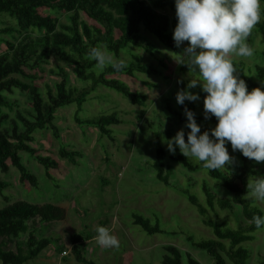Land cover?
Returning <instances> with one entry per match:
<instances>
[{
    "label": "trees",
    "instance_id": "obj_1",
    "mask_svg": "<svg viewBox=\"0 0 264 264\" xmlns=\"http://www.w3.org/2000/svg\"><path fill=\"white\" fill-rule=\"evenodd\" d=\"M264 8V0H262ZM48 10L45 12L44 10ZM169 9L171 13L165 12ZM175 0H0V23L2 15L13 20L12 24L0 26V44L6 49L0 52V108L12 107L13 103L6 93L19 89L28 93L31 109L27 115L17 111V118L12 119L11 127H4V120L9 117L6 112L0 113V194L8 199L5 189L11 182L2 177L8 173L11 165L20 175L22 183L38 186V177L28 169L23 162L21 152H27L45 169L56 168L59 160L50 154H43L39 148L32 145L36 140V131L49 129L56 138H60V130L55 122L58 108L75 103L74 118L79 124L96 127L100 137L108 135L111 138V125L123 122L117 111L101 113L92 117L83 118L80 113L84 103L98 86L114 89L128 98L131 103L144 105L147 100L145 93L132 89L120 77L126 75L139 78V73L156 74L165 80L172 78L170 66L163 56L156 54L155 43L142 32V28L155 37L174 53L182 50L177 47L173 39V31L177 23L175 15ZM58 13H65L68 22L62 21ZM82 14L85 18H82ZM5 23V22H4ZM255 35L260 37L262 47L256 48L259 57L264 56V14L259 23L253 28L247 38V43L253 41ZM187 44V41H185ZM93 46L103 47L113 54L117 60H123L125 67L116 70L111 66L97 72L94 69L95 61L88 59L86 53ZM140 48L158 59V63L147 62L144 56L134 48ZM123 51L129 55L123 59ZM58 59L73 66L72 71L76 78L83 82L78 86L69 81L67 69L58 64L50 71L58 76L53 83L40 80L44 78L45 65L50 58ZM240 78H243L251 91L255 87H264V65L254 64V68L244 59H233ZM179 70H187L186 64H180ZM189 70V69H188ZM181 88L186 87V81L178 80ZM199 92L197 101L185 100L184 105L172 106L169 102L166 107L179 122H186L184 108L193 110L199 122H210L211 125L201 127V132L211 129L217 123L212 116L204 117L203 101L205 92L200 86L191 89ZM144 109H140L138 118L142 119ZM185 139L187 140V132ZM168 137L175 136L171 128L167 129ZM79 150L67 148L60 144L59 157L78 164ZM232 155V152H229ZM233 156V155H232ZM167 151L156 136L155 158L151 166L156 178L164 185L171 184L170 178L174 171L172 163L166 160ZM240 162L234 160L231 166L222 170L206 169L208 174L229 191V196H217L210 182H203L201 190L205 203L189 188H178L187 199L196 206L202 216L204 225L210 227L212 236L195 240L186 234L192 245L202 248L213 258L214 264H245L250 256L247 246L255 238L253 234L258 228L252 222L254 215L264 216V212L247 200V184L264 174V167H256L249 158L240 152ZM173 160L181 163L190 170L204 168L203 162H193L179 151L177 146ZM236 204L240 205L241 217L235 226L212 216L210 210L218 213L216 208L234 212ZM239 209V208H238ZM66 208L53 202L35 203L26 199H17L0 206V260L2 264H21L36 259L39 254L51 243L53 237L38 235L37 222L60 221L66 216ZM134 224L139 225L147 233L164 232L159 223L151 221L149 217L139 213L133 214ZM26 237L23 239V235ZM88 238L92 234H86ZM86 237V238H87ZM85 237L81 232H74L70 236L71 247L75 259L84 264H96L84 252ZM162 256L163 264H203L192 253H183L175 244H165ZM66 250V249H61ZM258 264H264V255Z\"/></svg>",
    "mask_w": 264,
    "mask_h": 264
},
{
    "label": "rangeland",
    "instance_id": "obj_2",
    "mask_svg": "<svg viewBox=\"0 0 264 264\" xmlns=\"http://www.w3.org/2000/svg\"><path fill=\"white\" fill-rule=\"evenodd\" d=\"M44 11L48 12L46 9ZM164 11L171 13L169 9ZM58 15L62 21L68 22L65 13ZM1 18L3 21L0 26L13 23L7 15H2ZM82 18L86 19L84 14ZM142 32L155 43L157 56L165 58L170 66L172 78L165 80L160 75L148 73H139V78L118 76L132 89L146 94L147 100L144 105L131 103L114 89L98 86L84 103L80 116L86 118L117 111L123 122L111 125L112 138L108 135L100 137L96 127L77 123L74 118L76 104L71 103L56 111L55 122L58 124L61 137L56 138L49 129H39L36 131V140L32 143L41 153L56 157L60 162L58 167L47 170L27 152L22 151L20 153L22 160L38 177V186L22 183L18 170L12 165L8 173L1 172L2 177L9 180L11 185L5 189L8 199L0 194V206L17 199H26L35 203L53 202L67 210L63 220L37 222L38 235L51 236L53 239L36 259L21 264H84L77 261L70 250V236L74 232H81L85 237L84 252L96 264H163L165 244L177 245L183 253V260L185 253L190 252L203 264H214L213 258L206 250L192 245L186 237L188 233L195 240H200L211 237L212 231L202 222V216L196 206L178 188H189L203 203H205L201 190L203 182H210L217 196L226 197L230 193L220 186L205 168L190 170L173 160L174 153L168 151L166 144V139L169 138L166 132L168 128L173 130L174 135L181 128L190 131L185 126L186 122L176 120L166 107L167 102L178 107L176 93L182 89L178 80L188 82L191 78L188 69H178L180 63L174 58L183 52L187 44L184 42L182 50L174 53L152 33L143 28ZM249 45L254 48L252 57L234 56L232 59H244L253 68L256 63L264 65V56L259 57L255 51L256 48L262 47L260 37L255 35ZM5 49L6 45L1 43L0 52ZM134 50L142 54L147 62L158 63L157 58L144 50L137 47ZM121 57L128 59L129 55L123 51ZM58 64L67 69L70 83L78 86L83 84L73 73L72 65L52 56L45 65L44 78L40 80L42 87L44 82L52 84L58 79V76L50 71ZM6 94L13 106H2L0 113L6 112L9 115L2 125L10 128L11 120L17 118V111L27 115V111L31 109L30 97L28 93L19 89ZM140 109H144L142 119L138 118ZM197 122L201 127L211 125L206 121ZM156 136L167 151L166 160L174 166L169 186L156 178L151 166L155 158ZM60 144L81 152L77 157L78 164L59 157ZM227 147L235 160L240 162V151L233 152L230 142ZM252 163L256 167H264V162L258 163L253 160ZM262 177L264 174L256 179ZM246 198L251 205L258 206L264 212V203ZM216 209L218 213L210 210L212 216L232 225L231 227L235 226L241 217L238 204L234 212ZM134 213L149 217L153 223L157 221L165 231L147 233L132 222ZM98 226H105L111 230L120 241L119 248H103L97 244L95 236ZM86 234L92 236L88 238ZM253 234L255 238L247 244L250 256L245 264H258L264 255V227L258 228ZM25 237L24 234L23 239ZM61 249H66L67 252L64 253ZM227 263L233 264L229 259Z\"/></svg>",
    "mask_w": 264,
    "mask_h": 264
},
{
    "label": "clouds",
    "instance_id": "obj_3",
    "mask_svg": "<svg viewBox=\"0 0 264 264\" xmlns=\"http://www.w3.org/2000/svg\"><path fill=\"white\" fill-rule=\"evenodd\" d=\"M177 23L173 39L177 47L187 41L183 52L174 56L177 63L186 64L189 76L186 87L176 93L178 104L185 100L197 101L200 86L205 92L203 107L205 119L214 116L217 123L201 132L193 110L184 108L186 127L166 139L168 151H179L193 162H203L209 170H222L231 166L235 157L229 153L239 150L255 162H264V87L251 91L232 57L249 58L254 48L246 41L260 22L264 8L262 0H175ZM94 60L99 72L111 66L121 70L126 65L103 47L93 46L86 53ZM246 197L264 203V177L249 180ZM257 228L264 227V216L254 215ZM95 240L103 248H119V239L105 226L96 228Z\"/></svg>",
    "mask_w": 264,
    "mask_h": 264
},
{
    "label": "built area",
    "instance_id": "obj_4",
    "mask_svg": "<svg viewBox=\"0 0 264 264\" xmlns=\"http://www.w3.org/2000/svg\"><path fill=\"white\" fill-rule=\"evenodd\" d=\"M64 253H66L67 251L66 250H63Z\"/></svg>",
    "mask_w": 264,
    "mask_h": 264
}]
</instances>
